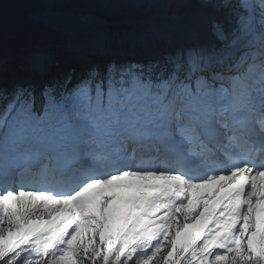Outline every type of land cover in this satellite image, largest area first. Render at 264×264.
<instances>
[{
	"label": "snow or ice",
	"instance_id": "snow-or-ice-1",
	"mask_svg": "<svg viewBox=\"0 0 264 264\" xmlns=\"http://www.w3.org/2000/svg\"><path fill=\"white\" fill-rule=\"evenodd\" d=\"M7 2L0 264H264V0H16L97 37L126 14L142 58L14 55Z\"/></svg>",
	"mask_w": 264,
	"mask_h": 264
},
{
	"label": "trees",
	"instance_id": "trees-1",
	"mask_svg": "<svg viewBox=\"0 0 264 264\" xmlns=\"http://www.w3.org/2000/svg\"><path fill=\"white\" fill-rule=\"evenodd\" d=\"M32 12L25 5L11 0L4 5V20L10 38V48L14 55L24 56L36 46H50L66 52L69 41L67 36L61 35L48 27L36 23L28 18ZM133 15V14H128ZM126 14H108V29L112 32H121V28L129 29L130 23L124 26ZM110 22H113L111 24Z\"/></svg>",
	"mask_w": 264,
	"mask_h": 264
},
{
	"label": "water",
	"instance_id": "water-1",
	"mask_svg": "<svg viewBox=\"0 0 264 264\" xmlns=\"http://www.w3.org/2000/svg\"><path fill=\"white\" fill-rule=\"evenodd\" d=\"M27 16L29 19H31L32 21L42 24L46 27H48L49 29L62 34V35H66V36H85L88 35L90 33H84L82 31H78L66 26L61 25L60 22L56 21V20H51V19H47V18H43L41 15H39L38 13L32 11L27 13Z\"/></svg>",
	"mask_w": 264,
	"mask_h": 264
},
{
	"label": "rangeland",
	"instance_id": "rangeland-1",
	"mask_svg": "<svg viewBox=\"0 0 264 264\" xmlns=\"http://www.w3.org/2000/svg\"><path fill=\"white\" fill-rule=\"evenodd\" d=\"M120 14H122V13H120ZM136 23H137V21H132V23H131V31L128 32V33H124V36H125L126 38H128V37L131 35L132 30L134 31V29H135V27H136ZM113 36H115V35H113ZM113 36H112V37H113ZM111 39H112V38H111ZM69 41L71 42V45L85 46V44L82 42V41H83L82 39H78V38H72V37H70V38H69ZM78 42H79V44H75V43H78Z\"/></svg>",
	"mask_w": 264,
	"mask_h": 264
},
{
	"label": "bare ground",
	"instance_id": "bare-ground-1",
	"mask_svg": "<svg viewBox=\"0 0 264 264\" xmlns=\"http://www.w3.org/2000/svg\"><path fill=\"white\" fill-rule=\"evenodd\" d=\"M169 20L172 21L173 23L179 24L181 22V16H176V15H170L168 16ZM96 35L94 34H89L85 37H80V39L84 38H89V37H95Z\"/></svg>",
	"mask_w": 264,
	"mask_h": 264
}]
</instances>
